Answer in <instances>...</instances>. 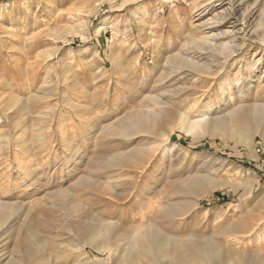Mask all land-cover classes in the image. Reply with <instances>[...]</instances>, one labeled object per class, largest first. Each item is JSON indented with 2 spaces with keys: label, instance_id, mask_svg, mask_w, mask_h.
<instances>
[{
  "label": "rangeland",
  "instance_id": "obj_1",
  "mask_svg": "<svg viewBox=\"0 0 264 264\" xmlns=\"http://www.w3.org/2000/svg\"><path fill=\"white\" fill-rule=\"evenodd\" d=\"M262 38L264 0H0V264H120L146 225L234 247L227 227L264 215V143L204 131L194 142L176 126L254 103L236 95L250 77L252 96L264 85ZM185 55L197 66L174 84L172 60ZM154 99L175 118L128 135L126 117L159 111ZM130 153L143 163L102 167ZM200 175L231 185L195 200L177 192ZM80 222L110 227L116 253L80 244ZM247 244L239 249L253 253ZM19 245L39 246L48 261L22 258Z\"/></svg>",
  "mask_w": 264,
  "mask_h": 264
},
{
  "label": "bare ground",
  "instance_id": "obj_2",
  "mask_svg": "<svg viewBox=\"0 0 264 264\" xmlns=\"http://www.w3.org/2000/svg\"><path fill=\"white\" fill-rule=\"evenodd\" d=\"M262 42H264L263 38ZM208 45L210 46L211 43L208 42ZM222 48L225 50L226 46L224 45ZM211 50L213 51L212 48ZM216 57L218 58V56ZM224 58L227 59L226 57ZM172 62L174 63V67L173 70H171V72L168 74H175L173 75L174 77H172L174 78V84L177 83V81L183 80V78L180 76V73L184 68L195 69L197 66V61L189 58L186 55L178 56L173 59ZM221 65L222 63L220 66ZM252 79L253 78L250 77L247 80L248 82L246 83V86H243L237 90L236 99L239 101H245L252 97L251 99L254 100V103L240 104L235 108L230 109L225 116H215L214 118H209L208 115L204 114L201 118L195 121H188L186 118L181 117L179 118L176 129L186 134L192 135L194 142L200 139L198 134L204 131L211 137L217 136L222 139L227 138L230 140H235L237 144L247 147L250 146L256 136L260 137L264 143V102L261 103L260 101L262 97L264 101V85L259 86L257 88L258 90L255 92V95L252 96L251 90H249L252 85ZM177 89L180 90L178 87ZM182 89L183 88L181 87V90ZM155 100L156 99H154L155 104H159V111H153L151 107L147 106L141 110H136V112L132 113L128 118L126 117L124 125L126 127V131L128 129V135H132V132L137 131L146 133L150 128L152 129V125L154 123L162 120L167 122L175 118L174 114L176 111L173 110V106L170 107L164 102L159 103L158 100ZM233 102V98L229 99L228 105H233ZM172 131L173 129H170L169 133ZM134 158L137 159V156L134 153H130L129 155L111 156L109 158L103 159L102 162L104 164L102 162L101 163L105 166H101L106 169L117 166L129 167L130 162L134 161ZM141 161L142 160L137 159V162H139L140 165L143 163ZM215 175L196 176L190 180V183L187 186H185L183 189H178L177 192L181 193L182 195H188L193 200H195V198L197 199L198 197H202L215 190H221L222 188L231 185L229 184V181L216 180L214 178ZM147 185L149 186V184ZM147 185L144 188H146ZM136 186L137 185H134L133 187ZM144 193H147V190ZM184 205L190 207L196 205V203L189 201L187 204H183L181 206L169 204L166 209L164 208L165 210L163 209L164 206L162 207L164 210L163 212L160 211L161 213H159L158 210L160 215L157 213V216L159 215L160 220L164 221L175 215H183L186 212L185 207H183ZM5 207L6 206H2L0 208ZM244 219L246 222H243V220L242 223H232L227 227L228 229L224 232V235L227 237V242L234 247H226V249L220 247L214 239L192 238L187 242L182 240L179 241L178 239L171 237L172 235L168 236L167 234L161 233L158 229L151 228L150 225H146L148 230L139 234L138 237L136 235L134 237L135 239L130 242L129 246L127 244L128 247L124 252V260L120 264H141L142 260H144V263L142 264H262V261L264 260V215L258 214L257 216H250ZM97 225L98 224L93 225L80 222L74 224L72 229L76 235V238H78V241L83 246L87 245L93 247L101 254H105L107 251H114V253H116L115 250L118 248V246L114 248L109 247H112L115 241L118 240L119 236L114 234L113 230L107 225L105 228H101ZM49 226L50 225L48 224L46 227L48 228ZM239 230L241 232H238ZM246 240L247 243H249L247 245H254L256 247L255 250L252 251L253 253H251L250 250L244 251L239 249L241 244H244ZM17 250L21 254L22 258L33 259V261L36 262L48 259L46 256L45 257L47 259H43L42 248L37 245H19ZM164 258L167 259L164 260ZM21 263L22 262L19 260H10L7 264ZM86 263L94 264V262L90 261L89 258L87 259Z\"/></svg>",
  "mask_w": 264,
  "mask_h": 264
}]
</instances>
